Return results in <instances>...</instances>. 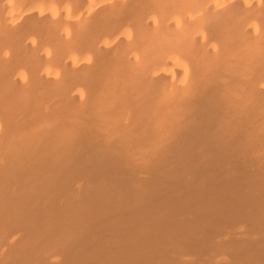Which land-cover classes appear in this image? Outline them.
Segmentation results:
<instances>
[{
  "label": "bare ground",
  "instance_id": "obj_1",
  "mask_svg": "<svg viewBox=\"0 0 264 264\" xmlns=\"http://www.w3.org/2000/svg\"><path fill=\"white\" fill-rule=\"evenodd\" d=\"M0 264H264V0H0Z\"/></svg>",
  "mask_w": 264,
  "mask_h": 264
}]
</instances>
